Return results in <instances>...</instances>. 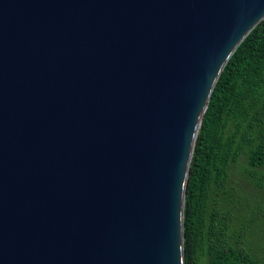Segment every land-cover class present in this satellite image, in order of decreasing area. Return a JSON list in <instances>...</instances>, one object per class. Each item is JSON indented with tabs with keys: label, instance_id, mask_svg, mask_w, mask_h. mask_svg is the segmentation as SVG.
I'll use <instances>...</instances> for the list:
<instances>
[{
	"label": "water",
	"instance_id": "95a60500",
	"mask_svg": "<svg viewBox=\"0 0 264 264\" xmlns=\"http://www.w3.org/2000/svg\"><path fill=\"white\" fill-rule=\"evenodd\" d=\"M264 0H0V264H186L190 164Z\"/></svg>",
	"mask_w": 264,
	"mask_h": 264
},
{
	"label": "trees",
	"instance_id": "16d2710c",
	"mask_svg": "<svg viewBox=\"0 0 264 264\" xmlns=\"http://www.w3.org/2000/svg\"><path fill=\"white\" fill-rule=\"evenodd\" d=\"M231 154L221 156L222 154ZM219 154L220 156H214ZM244 156L240 171L252 178L264 174V19L246 36L232 54L213 90L206 115L199 129L187 185L184 232L186 264H264L253 245L256 235L253 208L242 215V246L240 253L215 248L211 253L191 250L192 181L211 175L215 161L225 181L229 159ZM255 184L264 190L259 177ZM252 242V243H251ZM251 243V244H250Z\"/></svg>",
	"mask_w": 264,
	"mask_h": 264
},
{
	"label": "flooded vegetation",
	"instance_id": "af4514ba",
	"mask_svg": "<svg viewBox=\"0 0 264 264\" xmlns=\"http://www.w3.org/2000/svg\"><path fill=\"white\" fill-rule=\"evenodd\" d=\"M214 156H220L215 154ZM230 157L231 154H222ZM245 163L244 156L237 161L229 159L227 177H221L223 160L211 175L192 181L190 238L192 254L200 251L211 253L215 248L240 253L242 246V208L239 167Z\"/></svg>",
	"mask_w": 264,
	"mask_h": 264
},
{
	"label": "rangeland",
	"instance_id": "374dc122",
	"mask_svg": "<svg viewBox=\"0 0 264 264\" xmlns=\"http://www.w3.org/2000/svg\"><path fill=\"white\" fill-rule=\"evenodd\" d=\"M237 176L240 178L242 215L243 212L246 213L247 207L253 208V213L250 215L255 219L256 235L253 245L258 255H264V190L255 184L259 177L264 182V174L252 178L239 170Z\"/></svg>",
	"mask_w": 264,
	"mask_h": 264
}]
</instances>
